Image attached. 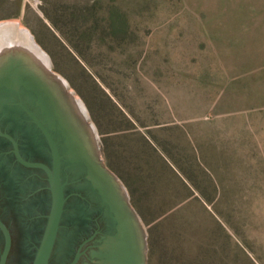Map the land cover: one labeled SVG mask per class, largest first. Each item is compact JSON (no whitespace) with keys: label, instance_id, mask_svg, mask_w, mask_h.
Returning a JSON list of instances; mask_svg holds the SVG:
<instances>
[{"label":"rangeland","instance_id":"obj_1","mask_svg":"<svg viewBox=\"0 0 264 264\" xmlns=\"http://www.w3.org/2000/svg\"><path fill=\"white\" fill-rule=\"evenodd\" d=\"M0 23L33 38L82 109L146 233V264H264V0H0ZM97 231L60 264L80 245L78 264H101Z\"/></svg>","mask_w":264,"mask_h":264},{"label":"flooded vegetation","instance_id":"obj_2","mask_svg":"<svg viewBox=\"0 0 264 264\" xmlns=\"http://www.w3.org/2000/svg\"><path fill=\"white\" fill-rule=\"evenodd\" d=\"M47 78L49 82L50 80L58 82L53 76L47 75ZM29 90L30 88L26 90V93H29L28 96H22V104L20 98L17 96L15 97L16 102H14L12 110L10 111V106H7L6 111L0 113V131L9 134L17 141L21 155L26 160L50 165L51 155L48 144L41 130L30 116L29 111L33 109L32 103H28V100L26 101L27 97L34 98L39 95L37 96L35 91ZM37 93L42 96L44 95L46 98L43 89L38 88ZM60 93L64 94L60 95L66 101L72 102L69 100V96L72 99L73 96L67 92V87L63 92L61 90ZM73 102L76 106L77 102L74 99ZM98 157L107 168L99 152ZM78 188L81 192L80 196L77 197L78 202L71 200L75 194L70 193L68 196L66 194L68 199L65 204L62 225L64 222H69L73 227L67 232H62L61 225L59 238L50 264H60L62 254H68V246L75 240L74 237L78 234L80 235L82 230H98L95 232L93 239L98 235L99 231L107 234L109 230L106 221L99 213V208L95 201L88 197L87 192L81 189L80 184H78ZM51 202V193L46 173L42 170L29 169L22 166L13 153L11 141L0 134V220L6 226L11 236V250L6 264H31V260L36 256L35 254L38 251L46 228ZM86 206L91 211L89 212V216L94 217L93 222H87L82 218ZM4 245L5 237L0 229V258ZM84 247L85 245L78 247L71 263L78 258L76 263L78 264ZM58 249L60 250V254L56 256L55 253ZM139 264L142 263L139 261Z\"/></svg>","mask_w":264,"mask_h":264},{"label":"water","instance_id":"obj_3","mask_svg":"<svg viewBox=\"0 0 264 264\" xmlns=\"http://www.w3.org/2000/svg\"><path fill=\"white\" fill-rule=\"evenodd\" d=\"M6 31H12L9 32V35L5 36L4 40H6L10 45L6 46L4 48L5 53H9V51H12L11 48V41L15 39L18 40L19 42H24L27 43V49L28 51H32L34 54L38 53V48L33 42V38L28 35L26 32H18L19 37L13 38V33L16 31V27L13 24H8V23H0V39L1 37L3 38L4 35L2 33ZM17 32V31H16ZM10 37V39H8ZM15 44V43H14ZM25 49V50H27ZM7 55V54H6ZM47 75L50 77L53 76L56 78L57 81H59L60 77L53 74L50 69L47 68ZM27 78L24 79V82H20V86L17 87H9L5 88L0 86V113L6 111V107H9V110H12V107L14 106V102H16L15 97H19L22 102V96L26 95L28 96V93H26L27 89H29V83L28 81L26 82ZM64 83V84H63ZM62 86L63 88L61 89L62 92L66 89V84L63 81ZM64 95V94H63ZM38 96V94H37ZM40 96V95H39ZM36 99L34 100H29L33 99L32 97H27L26 101L28 100V103H32L31 105L33 106L32 111H29L30 116L33 118L35 121L36 125L39 127L41 130L47 144L49 147L50 155H51V164L47 165L45 163L41 162H35V161H29L26 160L20 152L19 145L17 141L10 136L7 133H3L0 131V134L7 138L8 140L11 141L13 144V153L15 154V157L17 161L24 167L29 168V169H35V170H42L46 173L47 175V181L49 184V191L51 193V209L50 213L47 217V224L46 228L40 243V246L38 248V251L36 253L35 259L33 264H50V261L52 259L55 246L57 244L60 230H61V225L63 221V216L65 213V204L68 199L66 196V187L67 184L64 182V173L66 171H69L68 166H67V161H66V154H64V151L61 149L60 144H59V137L64 140L60 132H58L55 127H53L50 122L47 120V115L46 112L43 110L42 106H40L39 103V97H35ZM43 98L45 96L43 95ZM69 100L72 101V107H75L76 110L80 113V119L81 123L83 126L84 131L86 132V135L89 137L90 141V146H91V164L95 168V170L98 172V174L101 176L103 182L110 188L113 197H114V202L117 203L119 207L122 208L125 214H127L133 222H135L136 226L138 227L141 235V249H140V262L142 264L146 263V251H147V243H146V233L143 230L141 226V222L139 220V217L137 213L131 208L130 202H129V196L127 195V191L121 181L118 179V177L113 174L110 170H108L104 164L102 163L101 160H99L98 157V152L96 145L93 142V136L91 135V129L87 127L86 124V119L84 118V114L82 113V109L79 108V106L74 104L73 99L69 96ZM47 101V99H46ZM69 105V101H67ZM27 104V103H26ZM26 107V106H25ZM14 110V108H13ZM65 145V142H64ZM65 151H66V146H65ZM68 174L71 176L70 171ZM68 175V176H69ZM74 181L78 184H80L81 189L84 192H87L88 197L90 199H93L95 201L96 205L99 208V213L101 214L102 218L105 217V208L107 205H105L104 200L102 197L98 194V190L93 186L92 182L90 179L85 175L81 174L77 177H72ZM91 192V194H90ZM0 229L2 230L4 237H5V245L4 249L0 258V264H6L10 250H11V236L6 228V226L1 222L0 220ZM111 235V231L108 230L107 234L104 236L105 240L108 239ZM78 258L71 264H76Z\"/></svg>","mask_w":264,"mask_h":264},{"label":"bare ground","instance_id":"obj_4","mask_svg":"<svg viewBox=\"0 0 264 264\" xmlns=\"http://www.w3.org/2000/svg\"><path fill=\"white\" fill-rule=\"evenodd\" d=\"M2 35L4 36L0 39L1 88L16 85L19 87L20 82H24L25 78L28 79L30 90L35 91L36 95H40L38 96L39 103L46 112L47 120L64 138L67 151L66 161L71 176L77 177L85 174L107 205L104 220L111 235L100 248L101 264H139L140 231L135 222L114 202L110 188L92 166L89 137L83 129L77 110L75 111L74 107L69 105L62 96L63 94L60 93L62 86L53 80L48 81L45 67L31 51H22L21 49L13 51L12 49L11 52L5 53L4 48L9 45L4 40L6 36L4 31ZM38 88L43 89L47 101L37 93ZM34 99L36 98L29 100Z\"/></svg>","mask_w":264,"mask_h":264}]
</instances>
